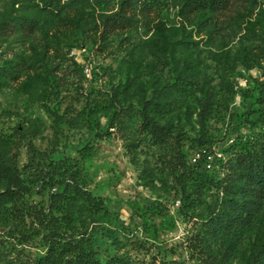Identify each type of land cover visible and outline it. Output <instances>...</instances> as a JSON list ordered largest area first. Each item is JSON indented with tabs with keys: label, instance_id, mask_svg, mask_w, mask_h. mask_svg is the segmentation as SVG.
<instances>
[{
	"label": "rangeland",
	"instance_id": "obj_1",
	"mask_svg": "<svg viewBox=\"0 0 264 264\" xmlns=\"http://www.w3.org/2000/svg\"><path fill=\"white\" fill-rule=\"evenodd\" d=\"M35 1L0 0V68L25 64L0 74V191L10 175L20 190L0 216V264L44 255L51 228L102 263L252 264L264 242V199L238 234L221 232L206 247L199 237L207 205L223 194L214 183L224 159L264 130V0L188 14L181 0H162L109 33L100 20L109 6L61 0L60 20L4 33L2 20ZM184 75L204 92L171 87ZM157 90L158 101L173 102L150 109L162 137L138 114ZM119 106L129 113L117 117ZM182 163L206 169L213 184L178 180Z\"/></svg>",
	"mask_w": 264,
	"mask_h": 264
},
{
	"label": "trees",
	"instance_id": "obj_2",
	"mask_svg": "<svg viewBox=\"0 0 264 264\" xmlns=\"http://www.w3.org/2000/svg\"><path fill=\"white\" fill-rule=\"evenodd\" d=\"M94 1L109 6L108 11L100 17L101 29L107 33L114 29L133 26L138 22L141 15H146L154 9L164 6L162 0ZM229 3L230 0H181L180 12L188 14L196 10H220L226 8ZM63 5L66 4L61 3V0L35 1L26 6V13L4 18L2 20L3 31L9 35H26L34 32L41 23H45L46 19L60 20L62 17L61 12L64 9ZM22 67H25L22 61H15L7 67H1L0 74L3 76L18 74ZM170 85L175 90L192 88L195 91L204 92L202 87H198L193 79L186 75L178 77L170 82ZM259 93L260 98L257 100L260 104H263L264 79L260 82ZM162 94H164L162 91L157 90L151 98H145L138 111V114L144 120L145 127L150 130L152 135L159 137L163 136L165 125L152 118L150 109L155 107L157 110H171V104H173L171 101L165 103L158 101L157 98ZM205 103L206 101H204L203 106L207 105ZM114 112L119 117L126 116L129 110L119 106L114 109ZM200 142L203 143L202 139H200ZM237 143L238 146L232 149L223 161L224 165L227 166L224 177L214 183V185L222 186L223 194L219 199L207 205L209 210L204 221V231L199 237L203 242L200 245L203 247L208 246L207 241L215 238L221 232L231 231L233 234H238L240 228L250 224L264 199V130L253 138H246ZM84 149L82 148V154H85ZM182 164L183 169L178 175V180L181 181L189 177L202 182H212L213 177L206 174V169L197 171L194 166L189 167L184 163ZM9 179H11V182L7 184L5 189L0 191V216L9 211L10 208L6 205L8 200L14 202L19 198L18 183L12 175L9 176ZM87 197L92 201L96 200L93 195L87 194ZM50 232L46 253L33 262L26 264H122L117 258L102 263L91 254L90 250L81 249L79 244L77 245L71 241H63L62 243L58 235L53 234L57 233L56 229L51 228ZM203 250L206 253V248ZM252 264H264V242L255 254Z\"/></svg>",
	"mask_w": 264,
	"mask_h": 264
},
{
	"label": "built area",
	"instance_id": "obj_3",
	"mask_svg": "<svg viewBox=\"0 0 264 264\" xmlns=\"http://www.w3.org/2000/svg\"><path fill=\"white\" fill-rule=\"evenodd\" d=\"M195 159V158H194ZM207 166L210 167L211 166V162L208 161Z\"/></svg>",
	"mask_w": 264,
	"mask_h": 264
}]
</instances>
